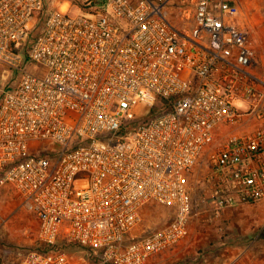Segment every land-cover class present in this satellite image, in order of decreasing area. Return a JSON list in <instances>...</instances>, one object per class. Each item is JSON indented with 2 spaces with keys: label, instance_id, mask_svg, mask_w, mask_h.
Wrapping results in <instances>:
<instances>
[{
  "label": "built area",
  "instance_id": "built-area-1",
  "mask_svg": "<svg viewBox=\"0 0 264 264\" xmlns=\"http://www.w3.org/2000/svg\"><path fill=\"white\" fill-rule=\"evenodd\" d=\"M185 4L182 29L171 8ZM240 13L238 0H0V190L37 216L43 246L19 264H149L189 237L204 163L216 211L264 202V79ZM152 203L173 220L134 234Z\"/></svg>",
  "mask_w": 264,
  "mask_h": 264
},
{
  "label": "rangeland",
  "instance_id": "rangeland-1",
  "mask_svg": "<svg viewBox=\"0 0 264 264\" xmlns=\"http://www.w3.org/2000/svg\"><path fill=\"white\" fill-rule=\"evenodd\" d=\"M238 1L241 5L238 23L247 32L255 53L253 71L264 79V0ZM181 8L182 11L171 8V19L184 29L189 22L191 5ZM259 125L250 120L242 126L229 127V131L232 135H241ZM207 172L208 165L204 163L191 177L194 212L189 237L154 257L149 264H264V202L216 211L202 201L209 193ZM173 218L171 209L152 203L144 208L142 222L134 234L155 231ZM42 247L37 216L23 207L16 190L10 187L0 190V264H19L22 252Z\"/></svg>",
  "mask_w": 264,
  "mask_h": 264
},
{
  "label": "trees",
  "instance_id": "trees-1",
  "mask_svg": "<svg viewBox=\"0 0 264 264\" xmlns=\"http://www.w3.org/2000/svg\"><path fill=\"white\" fill-rule=\"evenodd\" d=\"M73 250H75L73 247H72Z\"/></svg>",
  "mask_w": 264,
  "mask_h": 264
}]
</instances>
